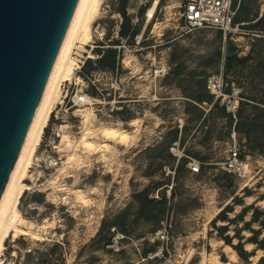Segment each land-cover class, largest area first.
I'll use <instances>...</instances> for the list:
<instances>
[{"label": "rangeland", "instance_id": "1", "mask_svg": "<svg viewBox=\"0 0 264 264\" xmlns=\"http://www.w3.org/2000/svg\"><path fill=\"white\" fill-rule=\"evenodd\" d=\"M152 1L127 0L126 15L133 19L137 14L139 21L133 39L123 41L118 35L120 0H103L95 22L105 29L106 38L95 50L114 48L117 67L115 74L98 77L100 94L105 101L122 100L123 109L108 117L99 106H73L67 112L61 109L57 120L50 115L24 180L29 188L17 204L20 231L6 237L1 264H47L39 254L50 249L57 257L52 264H264L259 262L264 250L248 241L254 234L242 230V222L232 221L226 233L219 229L228 223L224 216L233 218L244 207L264 210L261 2L235 0L234 19L246 25L240 34L224 39L211 28L184 32L175 1L161 0L147 22L144 12ZM159 66H165L164 73L155 72ZM220 69L245 98L235 124L219 107L204 115L198 106L210 99L207 75ZM76 79L73 91L82 86ZM87 93L100 96L92 85ZM79 108L92 112L93 134L103 127L129 131L128 143L91 134L94 147H84ZM61 125L74 143L70 152L61 149ZM233 132L240 157L250 163L243 179L222 169ZM174 141L183 148L180 158L169 150ZM68 152L76 155L70 165ZM58 159L61 163L52 166ZM193 162L199 163L197 173L189 168ZM251 218L249 210L244 221ZM163 225L167 249L148 258L160 247L156 233ZM111 227L127 237L117 252L107 247ZM250 227L259 238L264 236V224ZM237 229L242 247L252 253L247 259L234 248L236 238L225 242L224 236H233Z\"/></svg>", "mask_w": 264, "mask_h": 264}, {"label": "water", "instance_id": "2", "mask_svg": "<svg viewBox=\"0 0 264 264\" xmlns=\"http://www.w3.org/2000/svg\"><path fill=\"white\" fill-rule=\"evenodd\" d=\"M78 0H0V198Z\"/></svg>", "mask_w": 264, "mask_h": 264}, {"label": "built area", "instance_id": "3", "mask_svg": "<svg viewBox=\"0 0 264 264\" xmlns=\"http://www.w3.org/2000/svg\"><path fill=\"white\" fill-rule=\"evenodd\" d=\"M161 0H157V5ZM175 1L177 14L181 22V27L184 32L189 33L194 30L202 28H211L219 31L224 39L231 38L234 34H240L243 27L246 25L244 22L235 21L236 11L238 9V3L235 0H170ZM261 7L264 9V0H260ZM144 5L143 3H140ZM156 5V6H157ZM146 11V10H145ZM155 10L150 17V20L154 17ZM145 16V12H144ZM146 19V18H145ZM149 20V21H150ZM139 21L137 14L130 19L131 30L134 29V25ZM148 21V22H149ZM121 23V22H120ZM92 38L90 44L78 45L73 51V68L75 73L81 78L82 86L79 89L72 90L73 85H76L74 80L64 81L61 83L63 96L57 104L54 105L51 110V114L57 120L59 119V113L61 109L67 112L71 107H86V106H99V110L104 109V114L111 117L117 111L122 109L120 103L122 100H107L101 96L102 88L99 86L100 82L98 77L105 74H115V70H91L85 76L80 75V71L87 60L95 61L99 55L95 53V49L99 46L98 43H105L106 33L105 29L99 22H95L92 25L91 30ZM123 41H127L129 36L122 37ZM135 41L137 42V36ZM120 48V46H117ZM92 53V56L90 55ZM155 72L164 73L165 66L157 67ZM116 84V80H115ZM92 85L100 96L97 98L89 96L87 88ZM205 90L211 96V101H203L198 106L203 110V114H207L208 111L214 106L222 108L224 112L233 119L236 123L237 114L239 112L241 104L245 101L240 88L232 80H227L223 74L222 69L217 72H212L207 75L205 81ZM73 91V94H72ZM72 94V95H71ZM57 134V133H56ZM233 136V144L228 152L226 160L222 163V169L233 176L238 178H246L249 175L250 163L247 159H243L239 155V150ZM170 152L177 158L183 155V148L179 146L177 141H174L169 146ZM60 159L54 160L52 166H58ZM189 168L193 173L199 171V163H189ZM174 173V171H173ZM172 173V174H173ZM110 242L107 247L114 252L120 250V245L127 237L122 232L116 230L114 227L110 228ZM156 239L160 243V247L148 258H155L158 255L163 254V251L167 249L168 244V231L166 225H163L156 233Z\"/></svg>", "mask_w": 264, "mask_h": 264}, {"label": "bare ground", "instance_id": "4", "mask_svg": "<svg viewBox=\"0 0 264 264\" xmlns=\"http://www.w3.org/2000/svg\"><path fill=\"white\" fill-rule=\"evenodd\" d=\"M152 2V5L146 11L145 17L147 22L150 20L157 5V0H153ZM102 3L103 0H78L43 95L34 113L25 140L0 198V254L9 232L12 231L15 234L20 231H18L16 226L17 223L22 221L17 204L24 190L29 188V186L24 183L28 168L35 157L37 146L41 142L42 133L48 124L51 110L62 97L60 89L61 83L68 80L71 81L72 78H77L79 81L81 80L74 71L72 54L74 48L78 45L91 43L92 25L99 16ZM262 10L264 9L262 8ZM90 55L92 56V53H90ZM125 63L130 65V60L126 59ZM76 112H79L81 115L82 135L80 143L84 147H94V144L88 138L93 134L92 128L94 129L92 112L87 108H79ZM64 127V125H61L60 130ZM99 135L107 140L116 141L121 145L127 144L130 139L129 131H119L111 127H103L100 128L99 131L95 130L92 137H98ZM60 136L61 149L70 152L74 146L73 141L63 130ZM67 155L66 163L70 165L76 159V155L70 153ZM57 178L58 176L54 177V180Z\"/></svg>", "mask_w": 264, "mask_h": 264}, {"label": "trees", "instance_id": "5", "mask_svg": "<svg viewBox=\"0 0 264 264\" xmlns=\"http://www.w3.org/2000/svg\"><path fill=\"white\" fill-rule=\"evenodd\" d=\"M126 2L127 0H120V6L122 8L121 10V16H122V21L119 27V32L118 35L120 37H127L129 36V39H133V37L135 36V32L134 29L131 30L130 27V19L129 17L126 15L125 12V6H126ZM95 53L99 55V57L95 60H87L84 64V66L82 67L81 71H80V75L81 76H85L89 73V71L91 70H96V69H109V70H115V68L117 67V60H116V50L114 48H106V49H98L95 50ZM208 94V93H207ZM209 95V94H208ZM210 99L209 100H202L206 101V102H210L211 101V96L209 95ZM201 102L199 104H201ZM214 107H218L217 105H214L212 108ZM211 108V109H212ZM220 108V107H219ZM123 109V108H122ZM222 109V108H221ZM223 110V109H222ZM122 111V110H120ZM224 111V110H223ZM226 114V113H225ZM177 168V167H176ZM176 170V169H175ZM231 175V174H230ZM231 197L232 200L234 201L236 199V195H234V192L231 193ZM227 206H224L222 208V210L219 212V214L221 212H223L225 210ZM251 210V219L248 221H244V215L246 214L247 211ZM217 214V216L219 215ZM260 217H264V210H260L258 207H244L240 213L238 215H236L233 218H227L226 216H224L222 219L225 220L227 219V224L222 225L219 227V229L223 232L226 233L228 230V226L232 223V221L234 220H239L240 222H242V226L241 229H247L249 232H251L252 234H254L252 237H250L248 239V241L250 243H253L256 245L257 248L264 250V236L259 238L258 233L255 231L254 228H251L250 225L254 222H258L259 224H264V222L259 221ZM112 228V227H111ZM239 231L238 229L234 232L233 236H229L228 234H226L225 237V242L229 243L232 241V238H236L237 242L236 244H234V248H236L238 250L239 255L244 258L247 259L248 256H250L252 253L247 254L246 250H244V248L242 247V236H239ZM111 237V235H110ZM110 242V238L108 240V243ZM107 243V244H108ZM39 258H45L44 261L47 264H52L54 263L55 257L54 254L52 253V249H50V251L47 250V252L45 253H40L39 254ZM259 262L262 263L264 262V257H260L259 258Z\"/></svg>", "mask_w": 264, "mask_h": 264}]
</instances>
